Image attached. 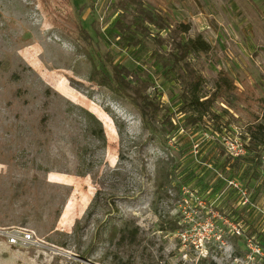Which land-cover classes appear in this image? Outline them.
Masks as SVG:
<instances>
[{"label":"rangeland","instance_id":"374dc122","mask_svg":"<svg viewBox=\"0 0 264 264\" xmlns=\"http://www.w3.org/2000/svg\"><path fill=\"white\" fill-rule=\"evenodd\" d=\"M139 1L202 35L211 49L191 65L208 86L226 72L248 102L224 136L149 139L134 107L88 79L111 57L136 70L110 30L118 0H0V264H264V174L239 176L234 162L239 133L264 114V0ZM150 29L138 63L168 104L177 88L147 55L170 46ZM17 231L33 243L10 245Z\"/></svg>","mask_w":264,"mask_h":264},{"label":"trees","instance_id":"16d2710c","mask_svg":"<svg viewBox=\"0 0 264 264\" xmlns=\"http://www.w3.org/2000/svg\"><path fill=\"white\" fill-rule=\"evenodd\" d=\"M113 13L117 15L112 21L110 30L118 38L116 44L120 50H124L127 53L126 56H129L136 64V70H130L111 57L107 69L97 65L93 67L89 81L108 88L117 97L134 107L139 114L142 128L149 134V139L157 137L165 143L172 134L190 131L194 141L198 135L201 136V140H204L206 133L212 136L215 134L224 136L230 132L232 114L229 110L248 102L249 99L239 92L233 79L226 72L219 71L211 86H208L201 73L191 65L190 57L195 58L199 54H206L211 49L203 36L197 34L194 37H187L190 31L189 24L166 23L158 12L143 5L139 0H118ZM129 16H132V20L128 22ZM151 27L157 32L153 39L158 42L159 48L162 50L167 45L170 46L163 55L159 51H149L147 55L149 59H152L150 67L154 68L153 73H158L166 84H171V89L172 86L177 88L174 94L169 95L168 104L161 101L164 91L162 87L154 88V92L150 93L149 90L155 79L143 63H138L141 49L145 48L142 39L150 34ZM161 31L167 33L166 38H162ZM79 33L85 40L91 39L86 29H80ZM95 55L97 54L92 56L95 58ZM103 59L109 60L106 57ZM220 104L226 107H221ZM252 122L245 125L238 135L239 140L244 142V153L237 154L234 162L235 171H239V167L244 166L239 176L257 180L261 172L264 174L262 162L264 114L256 117ZM93 134L97 139L104 141L101 129L94 131ZM182 137V135L178 136L179 141L183 139ZM224 163H228V160ZM178 168L174 166L168 169L169 178ZM189 172L190 169L184 171V176H178L177 188L188 186L194 181V173L190 172V176ZM183 177L185 178L182 179ZM205 186L207 187L206 183ZM241 214L242 210L231 211V215H237L246 229H250L247 236L253 237L256 234L255 229L243 221ZM136 230L132 232L131 238L135 237ZM123 238V236L120 237V239Z\"/></svg>","mask_w":264,"mask_h":264},{"label":"built area","instance_id":"2783aa9c","mask_svg":"<svg viewBox=\"0 0 264 264\" xmlns=\"http://www.w3.org/2000/svg\"><path fill=\"white\" fill-rule=\"evenodd\" d=\"M237 232V231H236ZM7 242L10 245L21 244L29 245L33 243V236L26 232H12L6 236Z\"/></svg>","mask_w":264,"mask_h":264}]
</instances>
